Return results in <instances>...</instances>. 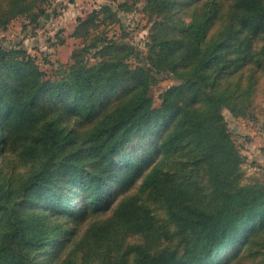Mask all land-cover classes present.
Masks as SVG:
<instances>
[{"label": "trees", "instance_id": "trees-1", "mask_svg": "<svg viewBox=\"0 0 264 264\" xmlns=\"http://www.w3.org/2000/svg\"><path fill=\"white\" fill-rule=\"evenodd\" d=\"M49 1L0 0V34L20 16L42 27ZM145 11L146 54L101 29L106 5L78 19L55 76L0 43V264H264V180H246L224 115L254 116L264 0Z\"/></svg>", "mask_w": 264, "mask_h": 264}, {"label": "rangeland", "instance_id": "rangeland-1", "mask_svg": "<svg viewBox=\"0 0 264 264\" xmlns=\"http://www.w3.org/2000/svg\"><path fill=\"white\" fill-rule=\"evenodd\" d=\"M121 4H126V8H123ZM106 5L118 12L117 20L110 24H103L101 29L109 37L123 40L133 46L137 52L146 54L154 23V19L145 11L146 0H50L46 7L51 16L49 19H43L45 24L42 27L36 28L35 25L30 24L28 16H20L0 34V43L22 44L31 55L37 58V62L49 76H55L63 65L72 62L73 51L81 46L82 40L73 37V32L79 23L78 19L85 18L93 10H99ZM93 53L94 50L89 57L95 61L92 58ZM129 60L130 63L136 64V58ZM177 83L179 80L170 76L152 87L151 94L156 107L161 104L162 93ZM260 89V95L251 110L253 117L237 118L229 109L224 110L233 138L247 157L242 169L248 181L254 178L264 180V150L261 155H250L245 148L246 135L253 136L248 133L256 132L255 125L259 130L264 129V82ZM246 121L254 125L246 129Z\"/></svg>", "mask_w": 264, "mask_h": 264}, {"label": "crops", "instance_id": "crops-1", "mask_svg": "<svg viewBox=\"0 0 264 264\" xmlns=\"http://www.w3.org/2000/svg\"><path fill=\"white\" fill-rule=\"evenodd\" d=\"M249 122L250 121H246V124H245L246 129L247 128L250 129L252 125H254L253 123L251 122L249 123ZM255 129H256L255 130L256 132L248 133V134H252L253 135L252 137H250V135H246V138H245L246 147L245 148H247V153H249L250 155L252 154L261 155L262 150H264V129L259 130L258 127H256V125H255ZM247 144H250V145H247Z\"/></svg>", "mask_w": 264, "mask_h": 264}]
</instances>
